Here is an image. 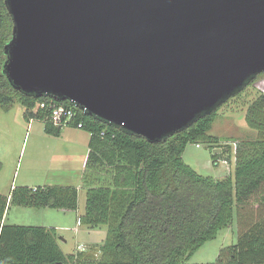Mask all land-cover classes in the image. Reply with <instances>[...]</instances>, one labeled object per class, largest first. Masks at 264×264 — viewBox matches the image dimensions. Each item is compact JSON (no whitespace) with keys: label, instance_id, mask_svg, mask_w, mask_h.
Returning <instances> with one entry per match:
<instances>
[{"label":"water","instance_id":"1","mask_svg":"<svg viewBox=\"0 0 264 264\" xmlns=\"http://www.w3.org/2000/svg\"><path fill=\"white\" fill-rule=\"evenodd\" d=\"M27 97L161 143L264 74V0H5Z\"/></svg>","mask_w":264,"mask_h":264},{"label":"trees","instance_id":"2","mask_svg":"<svg viewBox=\"0 0 264 264\" xmlns=\"http://www.w3.org/2000/svg\"><path fill=\"white\" fill-rule=\"evenodd\" d=\"M12 33L11 15L5 0H0V106L19 104L29 122L42 120L48 134H60L63 127L54 125L50 111L39 106L53 99L21 94L4 74V49ZM77 113L70 126L83 123L82 130L91 135L82 175L86 210L79 222L90 229L107 227L104 244L67 255L59 246L56 228L5 223L12 206L79 210L77 187H12L9 195L0 193V264H189L207 242L230 228L239 206L264 193V93L246 114L249 127L259 135L237 142L234 174L224 179L200 175L183 157L192 143L215 150L232 141L210 134L218 111L156 144L79 109ZM225 152L227 157L223 152L213 154L215 166L220 160L232 161L230 144ZM209 264H264V223L255 224Z\"/></svg>","mask_w":264,"mask_h":264},{"label":"rangeland","instance_id":"3","mask_svg":"<svg viewBox=\"0 0 264 264\" xmlns=\"http://www.w3.org/2000/svg\"><path fill=\"white\" fill-rule=\"evenodd\" d=\"M264 93V74L251 83L240 95L232 98L218 109L219 118L214 123L211 135L232 140L222 142L221 147L212 149L207 145L197 148L190 144L184 160L200 175L224 179L234 174L235 161H219L215 166L212 156L215 152L228 154L227 145L256 139L258 132L251 129L246 121L249 105ZM45 122L25 118V109L14 104L11 108L0 106V193L9 195L13 187L43 186L59 184H82V175L88 162L91 135L80 128L64 126L60 134H48ZM236 141V142H235ZM80 189L79 207L85 197L86 189ZM264 193L260 192L248 203L239 206L234 223L221 230L217 237L207 242L188 261L189 264H209L217 260L221 251L237 244L239 236L249 231L255 224L264 223ZM9 225L43 226L58 228V242L65 254H77L78 247L100 243L96 233L107 227L101 226L93 233L82 232L81 239L75 232L76 213H65L60 209L27 208L12 206L5 217ZM86 229V228H85ZM85 236V237H84ZM62 237H65V242ZM85 245V244H84ZM87 246V245H86ZM89 249V247H88Z\"/></svg>","mask_w":264,"mask_h":264},{"label":"built area","instance_id":"4","mask_svg":"<svg viewBox=\"0 0 264 264\" xmlns=\"http://www.w3.org/2000/svg\"><path fill=\"white\" fill-rule=\"evenodd\" d=\"M73 105V104H72ZM40 108L46 111H50L51 113V121L56 126H70L72 122H75L77 120V110L78 108L73 105L71 107H65L60 104H58L56 101H44L40 103ZM77 128L82 129L83 123H79L77 125ZM197 147L200 148L201 145L197 144ZM237 150V144H233V160L235 161V154ZM79 252H86L88 251V247L84 244L79 245L78 247Z\"/></svg>","mask_w":264,"mask_h":264},{"label":"crops","instance_id":"5","mask_svg":"<svg viewBox=\"0 0 264 264\" xmlns=\"http://www.w3.org/2000/svg\"><path fill=\"white\" fill-rule=\"evenodd\" d=\"M197 146V145H196ZM198 148V147H197ZM88 154H89V152H88ZM53 185H57V184H53ZM59 185V184H58ZM45 186H52V185H43V186H35V187H31V188H36V187H45ZM61 186H63V185H61ZM66 186H74V187H77L78 189H79V191H80V189L82 188H84L83 186H84V183H83V181H82V184H80V185H78V184H67ZM13 187V186H12ZM86 196V195H85ZM86 201H87V198H86ZM45 209V208H44ZM85 210H86V204H85V197H84V199L82 200V207H79V210L78 211H70V210H61V211H64L65 213H69V214H71V213H76V215H77V226L75 227V232L76 233H78L79 234V237H80V239H81V233L82 232H87V231H89V230H91L90 228H88V227H86V226H83V225H81L80 224V222H79V217L81 216V215H83L84 213H85ZM4 222L6 223V220H4ZM86 228V229H85ZM58 228H56V230H57ZM93 230H95V229H93ZM89 231L88 233H93L94 231ZM85 237V236H84ZM96 237H97V240H95V241H101L100 243H97V244H94V243H90V244H86V243H82V244H85V245H87V247H89V248H92V247H94V246H101V245H103L104 244V240L106 239V236H105V234H104V232L103 231H100V233H96ZM62 239L65 241V242H67V240H66V238L65 237H62ZM59 243V242H58ZM60 244V243H59ZM80 245V244H79Z\"/></svg>","mask_w":264,"mask_h":264}]
</instances>
